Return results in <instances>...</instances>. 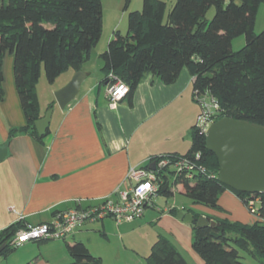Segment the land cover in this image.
<instances>
[{"label":"trees","instance_id":"1","mask_svg":"<svg viewBox=\"0 0 264 264\" xmlns=\"http://www.w3.org/2000/svg\"><path fill=\"white\" fill-rule=\"evenodd\" d=\"M129 3L127 0L125 10ZM262 4L264 0H176L167 14L166 2L144 0L141 12L128 14L127 34L116 31L102 54V84L112 83L110 74L118 77L129 87L126 99L132 105L146 76H156L169 85L186 69L193 78L195 101L203 105L202 98L209 95L218 104V113L211 115L209 122L227 117L264 128V33H255ZM212 7L216 14L208 21L206 16ZM102 31V0H0V102L5 97L3 63L9 52L14 57V81L27 120L25 127L11 131L10 138L29 134L43 143L47 135L39 137L35 128L41 118L37 86L42 71L53 84L67 71L81 70ZM240 36H245L246 45L234 52L232 42ZM196 155L200 156L197 163L206 169L204 175L188 179L165 169L156 173L158 180L162 178L166 184L169 172L173 184L183 187L188 200L213 210H221L219 198L229 190L261 221L245 225L216 220L218 226L200 228L192 224V249L203 264H245L241 252L264 262V193H242L219 182V163L206 147L204 128L192 127L191 148L186 155H166L152 163L157 165L164 158L195 159ZM151 164L143 168L149 170ZM159 194L172 195L169 188ZM256 201L260 207L254 211ZM83 206L88 205L77 208ZM187 212L196 220L203 217L193 209ZM16 233L17 228L3 233L1 254L15 249L11 242ZM68 251L72 264H103L84 243L68 245ZM145 264L188 262L169 239L160 236Z\"/></svg>","mask_w":264,"mask_h":264},{"label":"crops","instance_id":"2","mask_svg":"<svg viewBox=\"0 0 264 264\" xmlns=\"http://www.w3.org/2000/svg\"><path fill=\"white\" fill-rule=\"evenodd\" d=\"M120 7L114 5V13L118 14ZM119 26V22L111 25L107 41H111ZM103 51L94 49L84 63L82 70L89 75L76 100L65 110L55 108L56 100L45 110L40 103L41 117L53 110L50 132L43 143L29 134L10 138L11 131L25 127L27 120L12 70L9 72L10 90L5 87L4 78L0 147L7 149V156L0 162V240L10 228H17L18 233L27 227L50 223L57 213L81 204L95 205L107 198L118 200L130 188L128 172L131 168L145 167L155 158L181 155L188 150L185 143L189 147L188 135L198 115L193 78L189 72L184 69L177 81L169 85L148 75L138 86L132 105L125 99L112 109L109 107L110 85L102 84L104 63L97 68ZM67 72L70 73L62 87L71 81L76 71ZM177 189L183 195V187ZM170 192L174 197V192ZM218 205L221 210L194 205L190 200L182 204L173 200L170 204L166 202L163 209H155L154 204L147 207L144 216L138 220L151 223L155 231L151 249L163 236L184 258L187 257L188 264H203L192 249V226L179 220L175 211L193 209L214 221L228 220L245 225L261 221L229 190L220 196ZM259 207L260 202L256 201L254 211ZM114 222L117 228H114ZM127 225L111 218L87 224L76 231L72 241L29 242L0 254V264H72L68 245L77 242L84 243L103 264H123L124 253L139 255L123 240ZM114 239H121L122 244L112 245ZM93 245L106 246L107 254L97 252ZM130 261V264H142Z\"/></svg>","mask_w":264,"mask_h":264},{"label":"water","instance_id":"3","mask_svg":"<svg viewBox=\"0 0 264 264\" xmlns=\"http://www.w3.org/2000/svg\"><path fill=\"white\" fill-rule=\"evenodd\" d=\"M89 74L76 71L71 81L55 92V100L65 110L78 97L82 84ZM53 110L35 122L39 137L47 135ZM206 147L218 160L220 183L242 193H264V128L245 121L224 117L206 129ZM7 156V149L0 147V162ZM150 169L156 170V163ZM164 187L163 190H166ZM179 220L197 227H216L219 224L208 217L195 219L192 213L179 211ZM4 247L0 248V254Z\"/></svg>","mask_w":264,"mask_h":264},{"label":"built area","instance_id":"4","mask_svg":"<svg viewBox=\"0 0 264 264\" xmlns=\"http://www.w3.org/2000/svg\"><path fill=\"white\" fill-rule=\"evenodd\" d=\"M109 78L112 80L108 89L110 105L113 103L118 105L127 98L129 87L113 74H110ZM121 84L127 88V91L117 99L116 90ZM204 129L206 131L207 127ZM199 158V155H196L195 159L187 157L175 160L164 158L156 165L155 171L143 167L131 168L128 172L130 188L121 195L120 199L107 198L95 205L76 207L57 213L50 223L20 230L11 245L17 249L29 242L67 240L81 227L107 218H111L117 223L141 219L147 207L154 204V199L159 195V191L165 186L168 187L169 184L168 178L166 184L162 178L158 180L156 173L171 169L175 171L176 175L193 179L196 174L204 175L206 173V169L197 163Z\"/></svg>","mask_w":264,"mask_h":264},{"label":"rangeland","instance_id":"5","mask_svg":"<svg viewBox=\"0 0 264 264\" xmlns=\"http://www.w3.org/2000/svg\"><path fill=\"white\" fill-rule=\"evenodd\" d=\"M167 3L168 10L167 14L172 10L173 6L176 3V0H162ZM144 0H130V3L128 4V9L125 10V7L127 5V0H122V2H116V0H102V7H103V31L100 38V41L95 49L97 50H104L105 53L108 49V34L109 30L111 28L112 24L120 23L119 26V32L123 35L127 34L128 32V14L129 12H141L143 9ZM114 5H117V7L121 6L119 8L118 14L114 13ZM216 14V8L212 7L209 12L207 13L206 19L208 21H211L213 17ZM255 33L261 34L264 33V4L261 5L257 17L256 27H255ZM246 45V38L245 36L237 37L232 42V50L234 52H238L241 49H243ZM103 54V53H102ZM13 55L9 52H7L4 64H3V72H4V78H5V87L7 90H10V83H9V72L12 70L13 75ZM97 68L100 67V64H103L102 58L100 61H97ZM11 73V72H10ZM70 73V72H69ZM68 72L62 74L55 83L51 84L47 77L45 70L42 71V76L40 78L39 84L37 86V94L39 96V100L41 103V106L43 110L47 107V105L51 101H55V92L62 89L63 84L66 82V79L69 75ZM196 103V102H195ZM202 103L197 105L198 109V115L196 114V123L195 125H199L202 128H208L213 122H209V117L215 116L218 113V104L217 102L209 95H206L202 98ZM56 109H60L58 104L56 103L55 106ZM203 108V109H202ZM203 113V116L199 118V115ZM194 125V126H195ZM188 140L190 141L189 147H187V144L185 143V148H188V150L185 153H181V155H186L191 147V132L188 135ZM166 176L169 179V190L174 192V197H166L164 194H159L154 199V206L155 209H163L166 206V202L169 204L173 202V200H176L178 204L185 203L188 200L185 196L181 195L177 189V187L173 184V176L169 172H166ZM136 220L133 222H123L128 224L126 227V233L124 237V242L127 244V247L129 249L135 250L138 252L139 255L132 254L131 252H126L124 255H122V263L123 264H130V260H135L137 263L140 261L142 264H145V258L149 256L151 252V242L152 238L154 239L153 232L155 233L151 223L146 222V220ZM145 223V224H144ZM146 225V226H145ZM114 228H117L116 223H113ZM142 226V227H141ZM68 241H72V238L67 239ZM64 242V241H62ZM117 246L121 245V239H114L112 242V245ZM93 248H96L97 252H103L104 254H107V248H105L102 245H93ZM112 249V248H111ZM112 251V250H111ZM241 256L244 258L245 264H264V262H261L259 260L254 259L252 256H250L249 253L241 252ZM187 260V257H185ZM188 261V260H187Z\"/></svg>","mask_w":264,"mask_h":264},{"label":"clouds","instance_id":"6","mask_svg":"<svg viewBox=\"0 0 264 264\" xmlns=\"http://www.w3.org/2000/svg\"><path fill=\"white\" fill-rule=\"evenodd\" d=\"M127 91V88L121 84L120 87L116 90L117 93V99L121 98L122 95L124 94V92ZM110 108L115 109L117 107V105L115 103L109 105Z\"/></svg>","mask_w":264,"mask_h":264}]
</instances>
